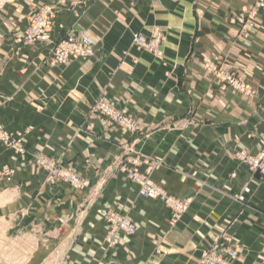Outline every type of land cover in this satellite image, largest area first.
Returning a JSON list of instances; mask_svg holds the SVG:
<instances>
[{
    "label": "crops",
    "instance_id": "crops-1",
    "mask_svg": "<svg viewBox=\"0 0 264 264\" xmlns=\"http://www.w3.org/2000/svg\"><path fill=\"white\" fill-rule=\"evenodd\" d=\"M256 2L16 0L0 11V60L9 52L11 24L24 28L32 10L45 5L57 12L55 37L77 30L97 41L94 57L68 66L44 64L46 49L36 46L23 58L0 64V123L10 132L29 129L34 153L44 148L49 158L60 159L87 180V190L74 194L59 182L47 185L50 204L19 224L36 236L49 218L55 237L71 236L77 206L133 143L109 121L90 116L106 88L103 95L142 125L145 134L135 146L158 165L152 182L193 202L171 229L162 202L139 198L136 186L114 174L66 264H200L202 253L230 225L227 234L240 247L236 263L264 264V182L235 160L238 152L258 155L264 147V11L247 33L239 22ZM154 30L163 36L161 58L132 46L133 33L149 36ZM216 70L238 79L252 94L225 85ZM11 159L10 153L0 154V168ZM12 162L18 167L12 192L20 204V181L29 169ZM45 179L41 174L22 185L39 189ZM240 194L244 201L238 200ZM125 199L141 229L109 249L105 206L122 210Z\"/></svg>",
    "mask_w": 264,
    "mask_h": 264
},
{
    "label": "rangeland",
    "instance_id": "rangeland-1",
    "mask_svg": "<svg viewBox=\"0 0 264 264\" xmlns=\"http://www.w3.org/2000/svg\"><path fill=\"white\" fill-rule=\"evenodd\" d=\"M15 1L16 0H0V11H3L7 5L13 4ZM259 10L264 11V3L262 4L261 0H257L247 17L239 19L244 33L254 28V22L259 14ZM56 18V10L52 6L45 5L41 6L39 9L32 10L29 14L28 23L24 28H21V26L16 23L11 24L12 26L8 30V37L10 38L9 52L7 55L2 56L3 58L0 60V64L5 65L13 60L23 58L28 48H33L35 46L37 48L41 47L46 49L47 53L42 61L44 64L51 67L68 66L74 61H86L94 57L96 54L95 47L97 41L88 33L71 30L64 36H54ZM135 35L147 40L149 49L148 47L140 48V45L135 42ZM84 37H89L94 41L92 49H90L91 55L86 57L89 51L84 48L82 55L74 59L75 56H73V54H77L79 51L77 50L75 52L68 49L81 43ZM162 42L163 36L158 30L152 31L149 36L143 33L132 34L133 48L141 53L150 54L155 58L162 57ZM72 56L73 58H71ZM216 75L225 85L231 86L240 94L246 96L252 94V92L246 88V85L241 83L238 79L232 78V76H228L220 70H216ZM104 89L106 90V88ZM105 90L95 100L90 111V116H97L109 121L101 117V114L99 115L94 112L97 104L103 101L117 107L114 104V99L107 98V95H103L106 93ZM119 110L133 119L135 131L132 129L128 130L124 125L118 126V124L111 123V121L109 122L113 128L118 127L124 134L132 136L134 138L133 143L126 146L123 155L114 162L113 166L110 165L111 167L105 170L99 178L98 184L89 190L87 198L82 204L77 206L73 234L71 236L69 235L67 238L61 235L55 237L54 233L49 230L50 224L52 223L49 218L47 222H43L44 225L41 226L42 231L36 236L33 235L30 230L28 231L26 228H23L19 223L22 220L25 222V219L28 218V216L30 217L33 212H37L40 208H46L50 204L52 200L50 193L52 190H48L47 185H50L54 181L59 182L74 194L78 191L87 190L86 178L82 177L75 168L65 166L60 159L56 160L49 158L43 153L44 148L42 151H39L38 154L34 153L28 146L29 129L10 132L0 123V154H12L10 163H6L0 168V264H66V257L69 249L72 244H74V241L82 230L83 224L86 222L87 216L93 210L96 201L104 192V189L108 183H110L114 174H122L128 183L136 186L137 196L139 198L162 202L169 211V226L171 229L175 228L187 214L193 199H181L170 195L161 185L152 182V175L156 168H158V165L154 163L151 156L145 155L135 146L145 134L142 130V125L136 117L120 108ZM235 160L240 166H247L252 171L253 175L259 176L260 182H264V147L260 150L258 155H251L244 151L238 152L235 156ZM12 161H18L21 165H19V168L21 169H29L27 173H29L30 176L24 174V178L22 177L20 181L19 194L24 196V200L22 199L23 204L22 202L18 204L17 192H12V189L16 188H13L11 183L15 181L18 174V167L14 166ZM58 166L62 167L64 172L58 173L57 171L56 173L55 170ZM41 174L45 175L46 179L42 182L39 189H32L31 187V189H26L29 185H22L25 180L31 182V180L40 177ZM236 174L237 173H234L233 177H235ZM74 179L80 182V186L82 185V187H75L73 185ZM143 181H147L158 188L169 200L167 201V199L162 197L144 198L141 193L143 188L141 183ZM244 192L250 193L251 190L245 188ZM238 200L244 201L243 194L238 196ZM19 201H21L20 198ZM124 201L125 205L122 206V210H118L117 206L114 207L109 204L105 206L103 214V221L107 227L105 244L109 249L119 247L121 243H124V239L133 238L141 229V226L134 222L129 216V209L132 205L126 204V199ZM182 207H186L185 210ZM49 213L50 211L46 210V214L48 215ZM127 223L135 228L133 234L128 233ZM231 227L232 225L227 227L226 231L218 234L213 239L210 243V247L202 253L199 260L200 264H206L204 261V254L212 252L217 244H219V249L212 252L217 259L220 260L222 264H237L236 262L240 256V247L239 244L233 242V239L227 234V231L230 230Z\"/></svg>",
    "mask_w": 264,
    "mask_h": 264
},
{
    "label": "built area",
    "instance_id": "built-area-1",
    "mask_svg": "<svg viewBox=\"0 0 264 264\" xmlns=\"http://www.w3.org/2000/svg\"><path fill=\"white\" fill-rule=\"evenodd\" d=\"M261 2L263 4L264 0H261ZM135 42L138 45H140V48H142V47L147 48L148 47V49H149V45L147 43V40H144L143 37H139L138 35H135ZM93 43H94V41L91 38L84 37L83 40L81 41V43L76 44L75 46H72V48L68 49V50L75 51V52L78 50L79 52L77 54H73V56H75L74 59H77L79 57V55H82L84 48H86V50L89 51L87 53L86 57H89L91 55L90 49H92ZM73 56L71 58H73ZM94 112H96V114H99V115L101 114L100 115L101 117L111 121V123L118 124V126L124 125L127 127L128 130L132 129L133 131H135V128H134L135 123H134L133 119L130 118L127 114H124L123 112H121L119 110V108L115 107L112 104H109L108 102L103 101V102L98 103L97 106L95 107ZM57 171H58V173L64 172L62 167H59V166L56 168L55 172L57 173ZM73 171L75 172L74 169H73ZM74 178H76V177H74ZM80 184H81L80 182H78L76 179H74L73 185L75 187L80 186ZM141 184L143 185L141 193H142L144 198L162 197L164 199H167V201L169 200V198L166 195H163L162 192L158 190V188L151 185L149 182L143 181ZM80 187H82V185ZM182 208L185 210L186 207L185 208L182 207ZM126 226H127L128 233L133 234L135 232V228L133 226L129 225L128 223L126 224ZM218 249H219V244L216 245V247L213 251H216ZM212 252H207L204 254V261L206 262V264H222V262L220 260H218L217 257L215 256V254Z\"/></svg>",
    "mask_w": 264,
    "mask_h": 264
}]
</instances>
